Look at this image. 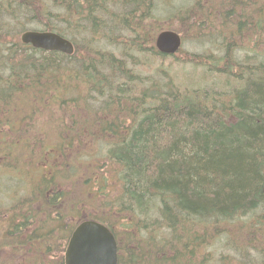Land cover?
I'll list each match as a JSON object with an SVG mask.
<instances>
[{
    "label": "trees",
    "instance_id": "obj_1",
    "mask_svg": "<svg viewBox=\"0 0 264 264\" xmlns=\"http://www.w3.org/2000/svg\"><path fill=\"white\" fill-rule=\"evenodd\" d=\"M158 8L0 0V264H64L86 219L113 233L117 264H264V0L180 9L166 29L199 53L156 50ZM148 54L185 55L205 81L148 73Z\"/></svg>",
    "mask_w": 264,
    "mask_h": 264
},
{
    "label": "water",
    "instance_id": "obj_2",
    "mask_svg": "<svg viewBox=\"0 0 264 264\" xmlns=\"http://www.w3.org/2000/svg\"><path fill=\"white\" fill-rule=\"evenodd\" d=\"M20 41L34 48L59 51L68 55L74 52L73 44L65 37L46 30H26ZM180 35L163 29L154 39V47L164 55L174 54L181 47ZM117 242L103 223L86 219L73 229L65 248L64 264H117Z\"/></svg>",
    "mask_w": 264,
    "mask_h": 264
},
{
    "label": "rangeland",
    "instance_id": "obj_3",
    "mask_svg": "<svg viewBox=\"0 0 264 264\" xmlns=\"http://www.w3.org/2000/svg\"><path fill=\"white\" fill-rule=\"evenodd\" d=\"M191 2L192 0H158L159 8L156 15L159 18L158 23L161 25L162 29L177 28L180 25V20L178 19L181 16L180 9L183 11V9ZM179 10L180 12H178ZM188 38L189 37L186 36L185 41L182 42L181 48L190 52L199 53L201 48ZM184 56L185 55L176 54V56L161 58L156 55L148 54L147 56L142 57L141 61L145 64L148 73L162 69L167 71L177 83L185 84L187 86L202 84L205 81H203L204 73L200 68L193 69L190 63L185 62L186 57ZM143 70H145V68ZM201 78L202 82H200ZM3 188L5 187L0 185V198H5L6 192H4ZM249 253L250 251L248 254Z\"/></svg>",
    "mask_w": 264,
    "mask_h": 264
},
{
    "label": "bare ground",
    "instance_id": "obj_4",
    "mask_svg": "<svg viewBox=\"0 0 264 264\" xmlns=\"http://www.w3.org/2000/svg\"><path fill=\"white\" fill-rule=\"evenodd\" d=\"M175 53H176V52H175ZM175 53H174V54H175ZM171 55H172V54H171Z\"/></svg>",
    "mask_w": 264,
    "mask_h": 264
}]
</instances>
